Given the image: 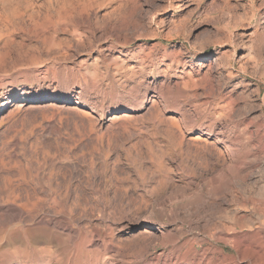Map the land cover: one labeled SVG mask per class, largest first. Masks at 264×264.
Wrapping results in <instances>:
<instances>
[{
    "label": "rangeland",
    "instance_id": "rangeland-1",
    "mask_svg": "<svg viewBox=\"0 0 264 264\" xmlns=\"http://www.w3.org/2000/svg\"><path fill=\"white\" fill-rule=\"evenodd\" d=\"M13 198L0 264H264V0H0Z\"/></svg>",
    "mask_w": 264,
    "mask_h": 264
},
{
    "label": "bare ground",
    "instance_id": "bare-ground-1",
    "mask_svg": "<svg viewBox=\"0 0 264 264\" xmlns=\"http://www.w3.org/2000/svg\"><path fill=\"white\" fill-rule=\"evenodd\" d=\"M22 101L26 102L27 100L26 99H23ZM14 186V185H13ZM13 186H10L8 188L9 192H10V195H12V193L15 192ZM7 190V191H8ZM80 192V191H79ZM8 194V193H7ZM18 194V193H17ZM14 196V195H13ZM17 198V197H16ZM17 200V199H16ZM29 201V200H28ZM263 201V202H261ZM16 201H14V198L13 200L11 201V203L13 204V206H8V207H1L0 206V224L1 222H9V221H13V220H19L20 218H22L23 215H25L26 213H28V211L24 208V207H18L15 205ZM30 202V201H29ZM251 202H255L256 205L259 206V208L261 210H264V198L262 199H259L257 201H254L252 200ZM7 206V205H6ZM34 206V204L32 205ZM37 207V206H36ZM31 213V212H30ZM26 218V217H25ZM40 219V218H39ZM40 222H44V224L46 226H48L49 228H52V226H54V220L53 218H48L47 220L45 221H42L40 220ZM39 222V223H40ZM247 252L251 255V256H255V257H258L261 255V254H264V251L262 252V247H261V250H259V248H256V247H253V246H248L246 248ZM202 260H204V257H202Z\"/></svg>",
    "mask_w": 264,
    "mask_h": 264
}]
</instances>
